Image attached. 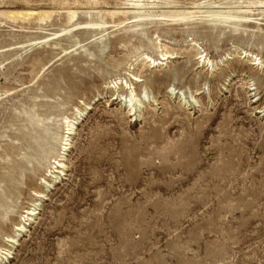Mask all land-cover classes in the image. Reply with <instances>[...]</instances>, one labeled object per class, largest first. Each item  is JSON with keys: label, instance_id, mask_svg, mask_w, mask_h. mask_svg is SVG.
Masks as SVG:
<instances>
[{"label": "rangeland", "instance_id": "rangeland-1", "mask_svg": "<svg viewBox=\"0 0 264 264\" xmlns=\"http://www.w3.org/2000/svg\"><path fill=\"white\" fill-rule=\"evenodd\" d=\"M133 1L0 0V264H264V0Z\"/></svg>", "mask_w": 264, "mask_h": 264}, {"label": "bare ground", "instance_id": "bare-ground-1", "mask_svg": "<svg viewBox=\"0 0 264 264\" xmlns=\"http://www.w3.org/2000/svg\"><path fill=\"white\" fill-rule=\"evenodd\" d=\"M133 2H135V0L133 1ZM134 4V3H133ZM137 6V5H136ZM192 6V5H191ZM138 7V6H137ZM136 9V8H135ZM114 11V10H113ZM113 11H111V13L112 14H114L113 13ZM119 11V10H118ZM117 10H116V12H118ZM227 11V10H226ZM10 12V11H9ZM105 12V11H104ZM109 13H110V11H108ZM172 12V11H171ZM240 12V11H239ZM12 13V12H11ZM33 13L34 12H32V13H29L28 14V11H27V13H26V16H32L33 15ZM128 13H129V11H128ZM192 12H188V13H182V14H180L181 15V17H183L184 19H186V18H188L189 16L188 15H190ZM230 13H231V11H230ZM1 14V13H0ZM48 14V13H47ZM75 12H71V13H69V18L70 19H73L74 17H75ZM106 14H107V11H106ZM120 14H122V12L120 13ZM123 14L124 15H127V12H126V10H125V12H123ZM6 15V14H5ZM7 15H9V14H7ZM17 15V14H16ZM40 16L42 15V14H39ZM115 15V14H114ZM114 15L112 16V18L114 17ZM151 15V14H150ZM67 16V15H66ZM111 16V15H110ZM174 16V15H173ZM25 17V16H24ZM167 17V16H166ZM247 17V16H246ZM23 18V17H22ZM248 18H250V17H248ZM24 19V18H23ZM128 22V21H127ZM161 45V44H160ZM167 53H168V51L167 52H163L162 53V56H163V58L161 59V60H165V59H168L169 57H166L167 56ZM160 56H161V54H160ZM170 56V55H169ZM148 57V56H147ZM144 59H146V58H144ZM203 59V58H202ZM262 59V58H261ZM154 62L153 63H156V62H159V61H156V60H153ZM206 61V60H205ZM207 61H208V59H207ZM256 61V60H255ZM210 62V61H209ZM215 63V62H214ZM262 63V62H261ZM205 64V63H204ZM256 64H258L259 65V63H253V65H256ZM210 67L213 69L215 66L213 65V63L211 62L210 63ZM132 80V79H131ZM134 80H136L137 82H140L141 81V79L138 77V76H134ZM133 81V80H132ZM143 82V81H142ZM117 86H118V83L116 82L115 83ZM131 85V84H130ZM114 88H115V86H114ZM133 89V88H132ZM146 97V98H148V95H147V93L145 94V95H143V97ZM145 99V98H144ZM143 100H141V98H138V94L136 93V90L135 89H133V92H132V94H131V96H130V98H129V101H128V103L130 104V106L132 107L131 108V110L132 109H134V102H136V103H140V102H142ZM146 101V100H145ZM134 104V105H133ZM141 105V104H140ZM83 113H84V110H82V109H80V108H78V109H76V112H75V115H74V117H69V116H65L64 117V119H63V121H64V123H65V132H64V136L62 137V139H61V152L57 155V158L54 160V162L52 163V164H55V166H54V170L53 169H51L50 170V172H49V174H50V177L53 175V173L55 174H57V173H63V169L65 168V164L64 163H62V159H64V157H65V153L68 151V150H70V148H71V146H72V143H71V139H70V136H71V134H72V132H73V130H74V127H75V125L78 123V119L79 118H81L82 116H83ZM59 169H62V171L61 170H59ZM46 175V174H45ZM44 175V176H45ZM59 175V174H58ZM48 177V176H47ZM55 177V176H54ZM58 177V176H57ZM56 177V178H57ZM46 178V177H45ZM53 178V177H52ZM59 179V178H58ZM45 183V185L47 184V185H49L50 183L48 182V181H46V182H44ZM37 194H36V198H42V197H44V194H43V192H40V191H38V192H36ZM35 194V193H34ZM38 205L39 204H35V202H32V204H30L28 207H24V211L22 212L23 214L21 215V219L23 220V221H25V223L24 224H21V223H19V224H17V228H16V231H19V232H22V231H25V227H26V225H27V223L29 224H31V222H33V217H35L36 215H38V209H39V207H38ZM20 221V220H19ZM0 222L1 223H4L1 219H0ZM15 237H12V236H10L9 238H7V242H8V245L9 244H14L15 243ZM6 242V243H7ZM5 244V243H4ZM1 247V246H0ZM3 255V256H2ZM10 255H11V250L8 248H6V247H1L0 248V257H2V258H9L10 257ZM5 256V257H4Z\"/></svg>", "mask_w": 264, "mask_h": 264}]
</instances>
